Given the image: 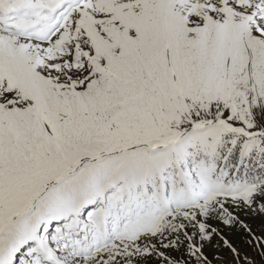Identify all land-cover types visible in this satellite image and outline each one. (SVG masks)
<instances>
[{"label":"snow or ice","instance_id":"6c2138e0","mask_svg":"<svg viewBox=\"0 0 264 264\" xmlns=\"http://www.w3.org/2000/svg\"><path fill=\"white\" fill-rule=\"evenodd\" d=\"M0 264H264V0H0Z\"/></svg>","mask_w":264,"mask_h":264}]
</instances>
